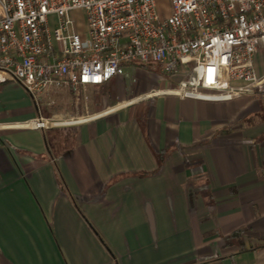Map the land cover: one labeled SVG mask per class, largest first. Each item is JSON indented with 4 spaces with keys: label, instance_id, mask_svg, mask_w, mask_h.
I'll use <instances>...</instances> for the list:
<instances>
[{
    "label": "crops",
    "instance_id": "obj_1",
    "mask_svg": "<svg viewBox=\"0 0 264 264\" xmlns=\"http://www.w3.org/2000/svg\"><path fill=\"white\" fill-rule=\"evenodd\" d=\"M178 79L126 62L80 89V113L114 110L45 130L16 127L36 104L0 82V264H264L263 91L144 96ZM73 100L52 88L40 103Z\"/></svg>",
    "mask_w": 264,
    "mask_h": 264
},
{
    "label": "built area",
    "instance_id": "obj_2",
    "mask_svg": "<svg viewBox=\"0 0 264 264\" xmlns=\"http://www.w3.org/2000/svg\"><path fill=\"white\" fill-rule=\"evenodd\" d=\"M168 3L160 15L156 0H0V82L18 83L37 108L16 127H69L114 110L80 113V89L123 74L126 62L158 63L179 77L175 87L144 96L225 100L259 90L264 97L254 62L264 53V0ZM78 9L83 32L70 15ZM63 87L73 93V111H43L42 96Z\"/></svg>",
    "mask_w": 264,
    "mask_h": 264
},
{
    "label": "rangeland",
    "instance_id": "obj_3",
    "mask_svg": "<svg viewBox=\"0 0 264 264\" xmlns=\"http://www.w3.org/2000/svg\"><path fill=\"white\" fill-rule=\"evenodd\" d=\"M157 1V9L160 15H167L169 12V3L168 0H156ZM71 18L75 21V26L76 28L80 31L83 32L86 30V16L85 13L78 9L73 12H71ZM176 86V85H175ZM174 86V87H175ZM82 98H80L81 101ZM52 101V100H51ZM57 105V103H55ZM54 102L50 105V108L52 111H63L64 108L56 107ZM46 110V109H45ZM105 110V109H103ZM101 111V110H100ZM46 112H48L46 110Z\"/></svg>",
    "mask_w": 264,
    "mask_h": 264
}]
</instances>
